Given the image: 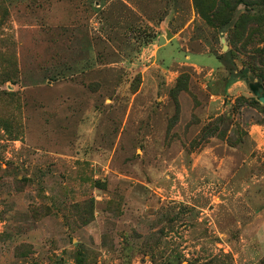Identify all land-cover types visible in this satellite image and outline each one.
Masks as SVG:
<instances>
[{
	"label": "rangeland",
	"instance_id": "1",
	"mask_svg": "<svg viewBox=\"0 0 264 264\" xmlns=\"http://www.w3.org/2000/svg\"><path fill=\"white\" fill-rule=\"evenodd\" d=\"M242 15L264 8L0 0V264H264V22Z\"/></svg>",
	"mask_w": 264,
	"mask_h": 264
},
{
	"label": "trees",
	"instance_id": "2",
	"mask_svg": "<svg viewBox=\"0 0 264 264\" xmlns=\"http://www.w3.org/2000/svg\"><path fill=\"white\" fill-rule=\"evenodd\" d=\"M239 4L247 8L262 7L264 8V0H194V6L198 14L209 24L212 25L215 20H223L222 24L226 25L233 19L234 13ZM246 18L254 22H264L263 16H245L242 15L240 20ZM239 20V21H240Z\"/></svg>",
	"mask_w": 264,
	"mask_h": 264
},
{
	"label": "water",
	"instance_id": "3",
	"mask_svg": "<svg viewBox=\"0 0 264 264\" xmlns=\"http://www.w3.org/2000/svg\"><path fill=\"white\" fill-rule=\"evenodd\" d=\"M163 43H165V39L161 37L159 40V44L162 45ZM257 97L259 98V101L264 104V95H262V90H260V92L257 93Z\"/></svg>",
	"mask_w": 264,
	"mask_h": 264
}]
</instances>
